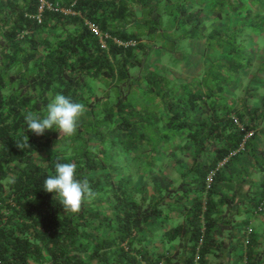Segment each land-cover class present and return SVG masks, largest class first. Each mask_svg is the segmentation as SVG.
Segmentation results:
<instances>
[{
	"label": "trees",
	"instance_id": "1",
	"mask_svg": "<svg viewBox=\"0 0 264 264\" xmlns=\"http://www.w3.org/2000/svg\"><path fill=\"white\" fill-rule=\"evenodd\" d=\"M47 1L69 12L39 20L38 0H0V264H194L202 234L199 264L222 256L212 244L233 215L264 212V178L254 180L264 173V0ZM88 23L134 44L102 46ZM182 39L202 45L204 70L174 84L148 58ZM57 93L85 105L77 133L27 131L25 114L45 115ZM57 161L75 163L97 193L79 214L43 190ZM243 183L258 190L241 209ZM238 225L249 247L231 256L259 264L256 232Z\"/></svg>",
	"mask_w": 264,
	"mask_h": 264
},
{
	"label": "clouds",
	"instance_id": "2",
	"mask_svg": "<svg viewBox=\"0 0 264 264\" xmlns=\"http://www.w3.org/2000/svg\"><path fill=\"white\" fill-rule=\"evenodd\" d=\"M86 111L81 102H74L70 97L57 93L47 104L46 114L41 116L28 111L24 116L27 131L37 137L46 131L56 130L59 137H73L78 130L80 119ZM20 150L30 149L28 136L24 135L16 142ZM43 190L57 198L64 214H79L85 203L93 201L97 193L90 186L87 178H77L76 164L71 162L55 163L54 174L43 182Z\"/></svg>",
	"mask_w": 264,
	"mask_h": 264
},
{
	"label": "crops",
	"instance_id": "3",
	"mask_svg": "<svg viewBox=\"0 0 264 264\" xmlns=\"http://www.w3.org/2000/svg\"><path fill=\"white\" fill-rule=\"evenodd\" d=\"M259 128L262 127V125L258 126ZM264 132V131H263ZM263 135L260 132H257V150L261 151L264 149V141ZM261 136V137H260ZM264 178V173L262 170L256 172L254 174V180L256 182L261 181ZM248 183H243L242 185V195H246L245 192L248 191L250 193L251 190L253 192L257 191L258 188L256 185H252V189L248 190L249 188ZM225 195H230L231 191L229 189H226L223 191ZM243 195V196H244ZM243 196L240 197V195H236L238 198L237 200H242ZM247 196V195H246ZM246 196H244V202H239L241 209H243V205L245 203H248ZM215 199H220L219 196H217ZM239 217V219H238ZM248 220V225L252 227V229L256 232V242H255V249L254 251H258L259 255V264H264V212L263 213H255V214H250L248 212H242L241 214H235L231 218L230 223L224 225V231L222 232L221 238L216 237V244H212V248L214 250L212 251H221L223 252L222 256L216 257L214 254H210L208 257V264H237L238 262L235 261V257H232L231 254L232 252H245L248 250L249 245L247 242L244 241V231L241 233V231H238V228L240 225H238L239 222L242 220ZM237 225V230L234 228V226ZM247 225V226H248ZM241 230V229H240ZM223 238V239H222ZM172 249H175V246H172ZM178 257V254L174 255V258ZM257 261V260H256Z\"/></svg>",
	"mask_w": 264,
	"mask_h": 264
},
{
	"label": "rangeland",
	"instance_id": "4",
	"mask_svg": "<svg viewBox=\"0 0 264 264\" xmlns=\"http://www.w3.org/2000/svg\"><path fill=\"white\" fill-rule=\"evenodd\" d=\"M146 40V37L144 38ZM257 45L260 46L262 43L258 40ZM202 45L198 43H191L190 39H182L180 40L175 49V52L172 51L169 54H166L164 50L159 49L158 45H154V48L150 51L149 58H148V63L150 62L152 65L159 69H168L167 75L171 76L172 78L170 79L174 84L183 80H189L190 77L192 76H199L203 73V68L200 67H195V63H197L199 60H201L200 56L197 54H200L201 52V47ZM257 46L256 49V54L254 55V62H256V56L257 53H260L259 48ZM180 53L185 56V60L177 66H174L170 63V58L169 56L174 57L177 60L179 59ZM172 59V58H171ZM203 69V70H202ZM175 78V79H174ZM248 79V77L244 78V83ZM257 95L259 97L264 95V90L263 89H258L257 90ZM148 98V96L146 97ZM239 219V217H238ZM234 228L237 230V225L234 226Z\"/></svg>",
	"mask_w": 264,
	"mask_h": 264
},
{
	"label": "built area",
	"instance_id": "5",
	"mask_svg": "<svg viewBox=\"0 0 264 264\" xmlns=\"http://www.w3.org/2000/svg\"><path fill=\"white\" fill-rule=\"evenodd\" d=\"M45 9H48V10H51V11H57V10H63L65 13L66 12H69L68 9H62L58 3H52V2H49L47 0H38V5H37V15H36V18H39L40 16V13L43 12ZM88 26L89 28L95 33L97 34V36H99V40H100V43L102 46H105L106 44V39L108 38H111L113 40L114 43H116V45H120V46H127L129 44H134V41H124V40H121L120 38H117V37H112L109 33L107 32H101L99 30V28L92 24V23H88ZM234 122L236 123V125L240 128V129H244V125L236 118L234 119ZM255 130L254 129H249L246 131L245 135L243 136L240 144L238 145V147L234 150H231L224 158H222L216 165L213 169H211L208 174H207V178H206V188L209 189L210 188V184L212 182V178H213V175L215 173V171L221 167L230 157L236 155L239 151L243 150L244 149V146H245V143L246 141L249 139V137H252L254 135V132ZM261 205L262 203H260V205L257 207V210H261ZM251 231V228H248V232ZM203 232V230H202ZM202 237H203V234L201 235L198 243H197V246H196V253H195V256H194V264H199V255H198V252H199V248H200V245L202 244ZM156 264H164V261L163 260H159Z\"/></svg>",
	"mask_w": 264,
	"mask_h": 264
}]
</instances>
